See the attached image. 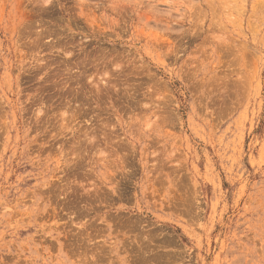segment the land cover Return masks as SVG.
<instances>
[{"label":"rangeland","instance_id":"1","mask_svg":"<svg viewBox=\"0 0 264 264\" xmlns=\"http://www.w3.org/2000/svg\"><path fill=\"white\" fill-rule=\"evenodd\" d=\"M0 264H264V0H0Z\"/></svg>","mask_w":264,"mask_h":264}]
</instances>
